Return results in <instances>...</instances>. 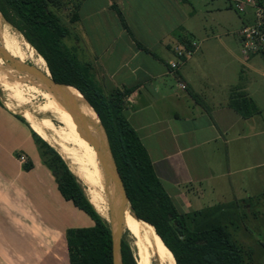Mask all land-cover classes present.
Instances as JSON below:
<instances>
[{"label": "crops", "instance_id": "0c3cea01", "mask_svg": "<svg viewBox=\"0 0 264 264\" xmlns=\"http://www.w3.org/2000/svg\"><path fill=\"white\" fill-rule=\"evenodd\" d=\"M77 3L63 43L92 66L103 90L132 88L123 114L174 203L190 211L186 203H194L197 187L220 195L218 185L224 183L240 189L241 172L264 164V56L242 54L239 39L217 38L201 41L172 69L173 46L190 39L183 25L184 0ZM21 154L32 162L27 171L17 159ZM61 203L70 202L41 163L30 128L0 105V264H69L65 229L84 225L68 213L67 220L61 214L57 221L55 204ZM5 219H25L30 226L15 223L19 230L10 236ZM39 219L52 237L57 232L56 242H33L40 236ZM10 237L12 245L6 243Z\"/></svg>", "mask_w": 264, "mask_h": 264}, {"label": "trees", "instance_id": "16d2710c", "mask_svg": "<svg viewBox=\"0 0 264 264\" xmlns=\"http://www.w3.org/2000/svg\"><path fill=\"white\" fill-rule=\"evenodd\" d=\"M77 2L0 0V13L44 59L51 78L75 87L83 96L76 90L72 91L88 114L95 120L98 116L128 197L130 213L138 219L141 227L144 224L151 230L150 241L166 261L169 264H247L251 258L250 251L235 240L228 229L233 220L231 215L237 214L233 203H215L180 212L157 177L138 133L123 114L126 96L132 88L103 90L95 81L92 66L82 62L64 45L63 39L68 35L69 27L63 6L70 4L72 15L68 19L72 22L77 17ZM112 8L125 25L117 6L113 4ZM0 80L7 84L1 71ZM14 95L25 104L15 92ZM66 113L86 138L72 115ZM16 116L27 123L23 116ZM29 128L40 161L53 176L58 192L91 222L65 229L69 264H113L107 220L96 212L60 153ZM31 167V161L22 164L26 171ZM120 252L122 264H137L123 235Z\"/></svg>", "mask_w": 264, "mask_h": 264}, {"label": "rangeland", "instance_id": "374dc122", "mask_svg": "<svg viewBox=\"0 0 264 264\" xmlns=\"http://www.w3.org/2000/svg\"><path fill=\"white\" fill-rule=\"evenodd\" d=\"M63 8V15H65V19L68 20V18L72 15L71 6L70 4H67L66 6L64 5ZM251 19L252 16L250 12L244 13L235 10L234 0H184V29L188 31V37L190 39L196 38L198 45L201 41L205 40H207V42H216L217 38H228L235 42L239 39L238 30L242 23L249 22ZM0 26L4 32V35L7 36L9 41L12 40L13 36L15 39H17L21 50V57L25 59V62L32 63L30 57L34 56V58L42 60L45 63L44 59L25 40L22 33L15 29L10 23H8L2 15L0 17ZM0 46L4 48L1 40ZM19 82V84L27 83L28 86L33 89L30 82L26 80H19ZM32 93H34V97H30V94L28 93L26 95L29 97V101L25 104H20L19 102L13 100L9 95V91L3 89V87L0 85V100L7 108L14 111L16 114L23 116V112L28 110L37 120L40 118L43 119L44 116L51 118L55 130L48 129L47 137L44 139L48 143L50 142L51 144H49L60 153L91 202L89 184L83 179L79 166L75 163L71 153H69V151L63 147L62 141L58 137L57 132L59 129H62L61 123L53 116L44 114L39 110L38 105L43 100L37 95L34 89L32 90ZM26 124H28V127H31L28 121ZM21 155L25 157L24 162L19 160L20 155L17 156V159L22 164L26 163L27 157L24 154ZM241 175L244 185L240 189L239 187H234L232 189L228 188L224 185L225 183L223 185H218L220 188L219 190L223 192L222 195L218 194L216 190H214L215 192H211V190L204 186L197 187L194 191L196 195L194 203L189 201L186 203V207L190 210H193L215 203H233V210H235L237 214L231 215L233 220H231L232 222L228 224L229 231L232 233L235 240H237L245 249L250 251L251 258L248 259L247 264H264V164L247 168L241 172ZM234 178L235 177H233V179ZM102 195L106 202L104 190L102 191ZM7 205L8 207L6 209H9L11 204L8 203ZM21 205L23 212L28 213L30 210L28 206L24 202H22ZM182 205V203L179 204L176 202V206L180 212L187 211V209H184ZM55 212V218H57V221L58 219H61V214H64L63 216L65 217V220H67L66 215L68 213L70 215L71 221H75L76 224L87 225L90 222V220L81 211L73 207V205L70 203L55 204ZM101 216L106 220L109 218L107 202L106 216ZM3 223L6 225L10 236H13L11 234L15 233L16 229L19 230V228L15 229V223L19 226H23L24 228H27L26 226H30L26 224L25 219H5ZM36 225L38 226L40 236L38 237L39 239H37V241L34 240L33 242H46L48 238H50L51 241L54 238L53 240L55 242L58 240L56 239L58 237L57 232H55L54 237H52L53 235L50 234L52 231L46 227L47 224H44L41 219H39V221L37 220ZM122 228V235L127 241L133 256L135 257L136 263L139 258H141V255L146 256L148 264L160 263L156 254L154 253V250L149 244V240L152 239L151 230L147 226L142 224L143 236L141 239L134 237L124 225ZM23 238L26 237L23 236ZM26 239L28 240L29 238ZM5 241L6 240H3L2 242ZM6 243H9L8 245H12L13 239L10 237Z\"/></svg>", "mask_w": 264, "mask_h": 264}, {"label": "bare ground", "instance_id": "6f19581e", "mask_svg": "<svg viewBox=\"0 0 264 264\" xmlns=\"http://www.w3.org/2000/svg\"><path fill=\"white\" fill-rule=\"evenodd\" d=\"M0 40L4 46V49L8 53H10L14 57L19 58L20 60H23V61L25 60L24 58L21 57V53H20L21 50H20L17 39H15L13 36L12 40L9 41L7 39V36L4 35V32L1 29V26H0ZM30 60L36 67L42 69L46 73L49 72L47 65L42 60L36 59L34 58V56L30 57ZM2 64H3L2 60L0 59V71L3 74L7 84L10 87H8L7 84L4 83L2 80H0V85L3 87V89L9 91L10 97L13 100L22 104V102H20L19 100L15 98V95H14V92H15L22 99L24 103H27L29 101V97L26 94L29 93L30 97L31 96L34 97V93H32V90L34 89L37 95L40 96L43 100L38 105L39 110L44 114H49L53 116L55 119H57L61 123L62 129L61 130L59 129V131L57 132L58 137L61 139L63 147L66 148L69 151V153H71V155L74 158L75 163L79 166L83 179L89 184V187H90L89 189L91 193L90 200L93 206L101 215L106 216V202L102 195V191H103L102 169H101L100 162L98 160L94 146L91 145L89 141L80 134L78 129L70 121L69 119L70 117L68 118L66 110L59 104V102L57 101L53 93H51L48 89H46L41 84H37L35 82H30L33 89H31L27 83L19 84L20 82L18 79H12L11 77L8 76L6 72H4V70H2L1 68ZM23 116L29 122L31 128L36 133H38L39 136L43 138L47 137L48 129L55 130L53 122L51 118L48 116H44L43 119L40 118L39 120H37L32 115V113L28 110H25L23 112ZM98 129L100 128L98 127ZM101 135L103 137L102 132H101ZM124 226L130 231V233L134 237H136L137 239L142 238L143 236L142 227L139 224L138 219L134 218L130 214L129 205H128V210L124 214ZM149 244L151 245V248L154 250V253L156 254L159 262L161 264H169L166 261V259L153 246L150 240H149ZM137 263L138 264H148L146 256L141 255V258H139Z\"/></svg>", "mask_w": 264, "mask_h": 264}, {"label": "water", "instance_id": "95a60500", "mask_svg": "<svg viewBox=\"0 0 264 264\" xmlns=\"http://www.w3.org/2000/svg\"><path fill=\"white\" fill-rule=\"evenodd\" d=\"M0 59L3 61V64L1 65L2 70H4V72H6L12 79L26 80L28 82L41 84L53 93L59 104L72 115L89 143L94 146L102 169L103 190L108 205L109 218L107 219V222L111 233L112 261L113 264H122L120 240L122 236V227L124 225V214L128 210V205L130 206V204L111 152L105 129L100 119L97 116V119L95 120V118L88 114L83 103L72 91V89L76 90L82 95L75 87L56 82L51 78L49 72L46 73L34 64L12 56L1 46ZM84 100L87 102L85 98ZM98 127L100 129H98ZM101 132H103V137Z\"/></svg>", "mask_w": 264, "mask_h": 264}, {"label": "built area", "instance_id": "2783aa9c", "mask_svg": "<svg viewBox=\"0 0 264 264\" xmlns=\"http://www.w3.org/2000/svg\"><path fill=\"white\" fill-rule=\"evenodd\" d=\"M234 8L239 12H250L252 19L242 23L238 30L240 51L244 55L264 56V0H234ZM198 48L195 39H189L173 46L174 59L169 62L172 69H176L186 58ZM181 87H184L181 84ZM25 157L19 156L24 162Z\"/></svg>", "mask_w": 264, "mask_h": 264}]
</instances>
